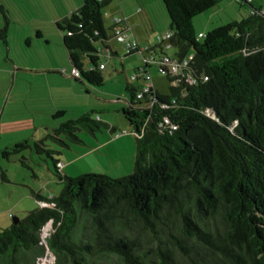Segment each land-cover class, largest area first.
<instances>
[{
  "label": "trees",
  "instance_id": "obj_1",
  "mask_svg": "<svg viewBox=\"0 0 264 264\" xmlns=\"http://www.w3.org/2000/svg\"><path fill=\"white\" fill-rule=\"evenodd\" d=\"M225 1L163 0L168 47L179 60L193 55V64L184 75L165 74L167 91L153 85L142 100L146 81L138 76L149 65L135 71L137 85L125 86L120 112L135 138L133 173L68 178L55 162L61 194H33L48 207L0 232V264H36L46 249L54 264H264V9L235 0L249 6L246 17L196 34L193 19ZM110 3L79 0L54 21L71 69L80 72L74 81L94 88L104 84L102 51L111 49L113 26L106 28L103 13ZM163 44L127 55L168 57ZM103 128L115 132L83 115L56 133L76 139L75 130ZM26 148L19 143L2 154Z\"/></svg>",
  "mask_w": 264,
  "mask_h": 264
},
{
  "label": "rangeland",
  "instance_id": "obj_2",
  "mask_svg": "<svg viewBox=\"0 0 264 264\" xmlns=\"http://www.w3.org/2000/svg\"><path fill=\"white\" fill-rule=\"evenodd\" d=\"M78 1L0 2L5 8V17L0 13V31H6L0 35V175L6 179H0V232L7 227L4 223L9 227L13 224V218L22 220L38 207L45 208L35 201L33 194L46 199L59 197L63 187L55 162H59L60 174L68 178L93 174L120 179L133 173L135 138L120 111L128 99L125 86L138 84L131 77L144 66L149 54L129 56L111 40V50L117 57L102 59L103 86L94 88L75 82L70 76L62 33L54 21L74 9ZM252 1L254 6L264 9V0ZM249 11V6L241 8L235 0H227L195 17L193 28L196 34L206 35L246 17ZM103 13L107 29L113 20H123L141 51L155 47L159 38L170 32L163 0H111ZM156 53L155 58L159 59L158 50ZM163 53L174 58L175 51L165 43ZM63 70L67 72L62 73ZM149 74L154 87L166 92L169 83L154 63ZM83 115L114 128L115 132L103 128L93 135L75 130L72 135L76 139L56 133L62 125ZM19 143H26L27 148L3 156L5 149ZM51 229L50 224L43 229V243ZM54 263L55 258L47 249L36 261Z\"/></svg>",
  "mask_w": 264,
  "mask_h": 264
},
{
  "label": "built area",
  "instance_id": "obj_3",
  "mask_svg": "<svg viewBox=\"0 0 264 264\" xmlns=\"http://www.w3.org/2000/svg\"><path fill=\"white\" fill-rule=\"evenodd\" d=\"M112 26H113V30L111 31V40H114L116 43L120 44L126 50L127 53L140 50V48L137 45V42L134 39H132V37L130 36V28L123 20H119V19L113 20ZM199 37H202V35H200ZM170 38H171V34L166 33L164 36L160 37L159 40L160 42L167 43L170 40ZM111 52H112L111 49L104 48L102 51V55L104 58H110L112 57ZM151 63L155 64V67L157 68L158 73L161 75L166 74L171 77L180 76V75H184V72L189 71V69L191 68L193 64V55H189L182 60H179L176 58H169L166 56L161 59H156L154 57L149 56V59L145 62L144 65H149V67L151 68ZM99 69L104 70L105 64L104 63L101 64ZM66 72H67L66 70L62 71V73H66ZM139 73H140L139 74L140 76H138V78L139 77H141L142 79L144 78V80L146 81V84L144 85V88L142 89V91L137 94V98L139 100H142L143 95L149 93L150 88L153 87V82L149 74V71L144 72V70H140ZM70 76L73 79L81 78L80 72L75 68H72L70 70ZM135 79H136V76L133 75L131 77V81ZM187 80L191 84L194 83V81L191 78H187ZM58 167H59V164H58ZM41 204L44 205V207L47 206L46 204H43V203Z\"/></svg>",
  "mask_w": 264,
  "mask_h": 264
},
{
  "label": "crops",
  "instance_id": "obj_4",
  "mask_svg": "<svg viewBox=\"0 0 264 264\" xmlns=\"http://www.w3.org/2000/svg\"><path fill=\"white\" fill-rule=\"evenodd\" d=\"M112 25H110V27H111ZM109 27V28H110ZM198 34H204V33H202V32H199ZM109 45H111L110 43H109ZM111 47V46H110ZM13 220H14V218H13ZM5 224V226H7L6 228H8L9 226H8V224H6V223H4Z\"/></svg>",
  "mask_w": 264,
  "mask_h": 264
},
{
  "label": "water",
  "instance_id": "obj_5",
  "mask_svg": "<svg viewBox=\"0 0 264 264\" xmlns=\"http://www.w3.org/2000/svg\"><path fill=\"white\" fill-rule=\"evenodd\" d=\"M16 219H17V218H16ZM15 223H16V220L14 219V220H13V224H15Z\"/></svg>",
  "mask_w": 264,
  "mask_h": 264
}]
</instances>
